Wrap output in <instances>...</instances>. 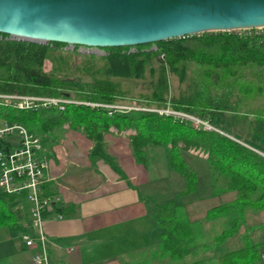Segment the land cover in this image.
<instances>
[{
	"label": "trees",
	"instance_id": "obj_1",
	"mask_svg": "<svg viewBox=\"0 0 264 264\" xmlns=\"http://www.w3.org/2000/svg\"><path fill=\"white\" fill-rule=\"evenodd\" d=\"M62 46L0 38L1 94L70 101L62 110L55 106H0V120L22 124L41 137L43 146L55 142L65 124L80 130L92 142L90 161L103 160L122 177L118 164L106 151L104 135L111 129H130L135 132L130 135L129 146L136 163L152 173L154 165L161 164L183 180L174 198L158 201L151 208L155 230L152 245L122 255L120 263L260 264L263 242L245 224L247 213L264 209V156L253 145L220 128H193L154 111L109 109L92 103L133 102L130 106L169 108L207 122H211L214 111H228L235 119L253 117L257 123L264 122V29L250 34L218 31L132 47L102 48L106 52L103 56L79 55L63 51ZM190 68L195 90L191 99L183 102L168 87V80L185 83ZM66 93L68 97H64ZM254 133L264 136L258 128ZM0 147H6L1 140ZM189 149L202 151L207 157L194 156ZM185 153L205 161L207 196L234 193L231 201L211 207L196 220L189 218L183 203V198L199 189L197 174L187 165ZM42 191L51 195L52 184L46 183ZM19 200L17 195L0 191V227L24 230L20 224L23 219L11 207ZM63 210L53 205V212ZM19 212L27 216L25 210Z\"/></svg>",
	"mask_w": 264,
	"mask_h": 264
},
{
	"label": "crops",
	"instance_id": "obj_2",
	"mask_svg": "<svg viewBox=\"0 0 264 264\" xmlns=\"http://www.w3.org/2000/svg\"><path fill=\"white\" fill-rule=\"evenodd\" d=\"M134 133L130 129L121 132L111 129L104 135L106 151L118 164L123 177L103 160L91 162L88 153L92 142L67 124L63 125L55 142L42 145L51 178L42 189L46 183L52 184L53 193L47 196L58 195L55 205L64 207L59 213L61 219L47 218L43 223L48 240L58 244L47 248L50 264H121L122 255L152 245L155 230L150 212L156 201L146 187L154 178L151 170L136 163L132 156L129 143ZM7 141L15 143L16 138L11 136ZM61 147L65 154L61 153ZM255 148L264 154L263 150ZM162 167L160 171L166 175L168 172ZM154 170L160 175L155 165ZM233 197L234 193L227 202ZM199 202L202 200L183 201L191 220L203 217L210 209L200 210ZM13 210L23 219L20 224L24 230L0 227V264H33L32 257L40 249L25 246L22 235L31 234L29 220L19 212L18 205ZM245 224L255 238L263 242L260 264H264V216L249 212ZM66 247L72 250L67 252Z\"/></svg>",
	"mask_w": 264,
	"mask_h": 264
},
{
	"label": "water",
	"instance_id": "obj_3",
	"mask_svg": "<svg viewBox=\"0 0 264 264\" xmlns=\"http://www.w3.org/2000/svg\"><path fill=\"white\" fill-rule=\"evenodd\" d=\"M261 27L264 0H0V34L37 44L132 47Z\"/></svg>",
	"mask_w": 264,
	"mask_h": 264
},
{
	"label": "built area",
	"instance_id": "obj_4",
	"mask_svg": "<svg viewBox=\"0 0 264 264\" xmlns=\"http://www.w3.org/2000/svg\"><path fill=\"white\" fill-rule=\"evenodd\" d=\"M263 29L264 27L235 31L238 34H250L252 31L261 32ZM4 37L5 39L15 40L11 36L0 34L1 39ZM61 48L63 51L76 52L86 56H103L106 54L102 48L83 45L63 44ZM69 102L66 98L0 93V106H12L18 109L55 106L59 110H62L64 104ZM92 105L103 106L109 109L154 111L159 115L170 116L173 119L184 121L193 128L218 131L207 121L201 120L189 113L169 108L156 109L97 103H92ZM11 136L16 138L15 143L7 141ZM0 140L6 144L5 148L0 147V191L20 197L18 207L21 211H26L31 228V234L24 233L22 235L25 246L27 248L37 246L40 249V252L34 254L32 257L33 264H50L47 248L49 245L57 247L56 245L58 244L48 240L43 231V223L47 218L61 219L62 216L59 213L53 212V205L59 200L58 195L45 196L42 193V185L51 180V178L48 175L49 161L44 155L45 150L41 144V138L28 131L22 124L0 120ZM60 149L61 153L65 154L63 147ZM189 152L203 158L207 157L206 153L199 150L189 149ZM260 154L264 156L263 153ZM65 250L69 252L72 250V247H66Z\"/></svg>",
	"mask_w": 264,
	"mask_h": 264
},
{
	"label": "rangeland",
	"instance_id": "obj_5",
	"mask_svg": "<svg viewBox=\"0 0 264 264\" xmlns=\"http://www.w3.org/2000/svg\"><path fill=\"white\" fill-rule=\"evenodd\" d=\"M130 50L134 51L133 48H131ZM191 69L192 68H190L188 73V80L185 83L181 84L173 78L168 80V87L171 86V88L176 93H178L180 100L183 102L189 101L191 99V96L193 95L192 92L195 90V87L193 86V81L195 80V77L193 75V70L191 71ZM123 105L130 106L134 105V103L126 102ZM212 116L213 118L211 122H209V124H211L215 129L220 128L229 131L235 137H238L264 151V142H262L264 141V136H261V134L254 133V130L258 128L264 134V122L257 123L253 117H245L241 120L235 119L232 114L228 111H214L212 113ZM184 159L187 165L196 172L199 189L191 195H187L186 198L183 199L191 200L192 203L202 200V202L197 203V206L200 210H207L208 208L227 202V200L232 196L233 193H226L217 197H212L209 195L207 196L205 194V185H208V176L205 161L196 157H192L186 153L184 154ZM155 166L158 172L161 170V168H163L157 163L155 164ZM151 175H153L154 179L149 185H147L148 187H146V189L149 190V192L152 194L153 201L157 202L165 199L167 200L170 198H174L177 195L178 191L182 188L183 180L180 175L176 173L168 172V176H165L164 172L160 171V175H156V173L154 172L151 173ZM142 188L145 189V187ZM187 197H189L190 199ZM183 199L181 200L183 201ZM11 207L13 208L14 206ZM256 213L263 214L264 216V209L256 211ZM100 264L104 263L101 262Z\"/></svg>",
	"mask_w": 264,
	"mask_h": 264
}]
</instances>
